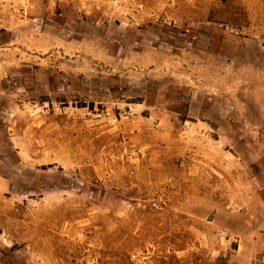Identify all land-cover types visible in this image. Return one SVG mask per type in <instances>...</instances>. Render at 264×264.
Instances as JSON below:
<instances>
[{"label":"rangeland","instance_id":"obj_1","mask_svg":"<svg viewBox=\"0 0 264 264\" xmlns=\"http://www.w3.org/2000/svg\"><path fill=\"white\" fill-rule=\"evenodd\" d=\"M85 1L0 0V264H264V0Z\"/></svg>","mask_w":264,"mask_h":264},{"label":"built area","instance_id":"obj_2","mask_svg":"<svg viewBox=\"0 0 264 264\" xmlns=\"http://www.w3.org/2000/svg\"><path fill=\"white\" fill-rule=\"evenodd\" d=\"M139 113L138 107L135 104H128L123 108L122 112L120 115L122 118H130V117H135ZM188 122H185L187 124Z\"/></svg>","mask_w":264,"mask_h":264},{"label":"crops","instance_id":"obj_3","mask_svg":"<svg viewBox=\"0 0 264 264\" xmlns=\"http://www.w3.org/2000/svg\"><path fill=\"white\" fill-rule=\"evenodd\" d=\"M81 1H82L83 3H85V4L87 3V1H85V0H81ZM55 39H56V38H55ZM56 41H57V40H56Z\"/></svg>","mask_w":264,"mask_h":264}]
</instances>
